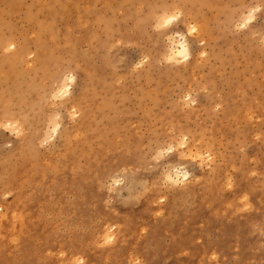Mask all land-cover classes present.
<instances>
[{"label":"rangeland","instance_id":"1","mask_svg":"<svg viewBox=\"0 0 264 264\" xmlns=\"http://www.w3.org/2000/svg\"><path fill=\"white\" fill-rule=\"evenodd\" d=\"M49 1L0 0V264H24L23 230L34 246L29 264H78L80 258L86 264H264V0ZM176 12L180 21L154 30L162 14ZM192 27V59L164 63L167 37ZM65 87L71 93L60 97ZM55 124L60 128L46 143ZM182 142L187 146L180 148ZM170 145L174 152L156 161L157 151ZM181 166L191 173L187 180ZM114 179L123 183L109 192ZM66 181L75 185L70 193ZM201 192L195 238L204 249L195 258L189 244L170 236L148 244L147 221L133 229L126 249L116 248L115 218L130 223L129 210L140 199L161 210L181 205L171 221L182 224L193 214L181 200ZM214 195L223 199L218 220L238 221L229 233L207 231V199ZM176 227L192 231L165 226ZM109 234L115 242L106 245Z\"/></svg>","mask_w":264,"mask_h":264},{"label":"bare ground","instance_id":"2","mask_svg":"<svg viewBox=\"0 0 264 264\" xmlns=\"http://www.w3.org/2000/svg\"><path fill=\"white\" fill-rule=\"evenodd\" d=\"M18 1V0H17ZM45 1V0H44ZM47 1V0H46ZM49 1V0H48ZM51 1V0H50ZM49 1V2H50ZM61 1V0H60ZM64 1V0H63ZM68 1V0H67ZM190 1V0H189ZM34 2V1H33ZM36 2V1H35ZM39 2V1H38ZM55 2H56V0H55ZM54 2V3H55ZM106 2V1H105ZM3 3V2H2ZM59 3H61V2H59ZM125 3H126V1H125ZM195 3H197V2H195ZM62 4V3H61ZM193 4H194V2H193ZM8 5V4H7ZM11 5V4H10ZM16 5V4H15ZM21 5V4H20ZM38 5V4H37ZM17 6V5H16ZM39 6V5H38ZM41 6V5H40ZM46 6V5H45ZM193 6H196V5H193ZM41 7H43V6H41ZM197 7V6H196ZM13 8V7H12ZM89 8V7H88ZM4 9V8H3ZM6 9H7V6H6ZM20 9V8H19ZM49 9V8H48ZM80 9V8H79ZM91 9V8H90ZM89 9V10H90ZM137 9V8H136ZM32 10V9H31ZM78 10V9H77ZM17 11V10H16ZM33 11H35V10H33ZM46 11V10H45ZM63 11V10H62ZM76 11V10H75ZM88 11V10H87ZM87 11H85V12H87ZM4 12V11H3ZM14 12V11H13ZM18 12V11H17ZM17 12H14V13H17ZM28 12V11H27ZM36 12V11H35ZM47 12V11H46ZM52 12V11H51ZM59 12V11H58ZM77 12V11H76ZM79 12L80 11H78L77 13L79 14ZM158 12V11H157ZM29 13V12H28ZM100 13V12H99ZM54 14V13H53ZM101 14V13H100ZM162 14V13H161ZM190 14V13H189ZM195 14V13H194ZM198 14V13H197ZM30 15V14H29ZM58 15V14H57ZM101 15H103V14H101ZM3 16V15H2ZM12 16V15H11ZM105 16V15H104ZM192 16V15H191ZM203 16V15H202ZM202 16H200V17H202ZM83 17H84V15H83ZM21 18V17H20ZM82 18V17H81ZM196 18H197V16H196ZM199 18V17H198ZM32 19V18H31ZM79 19V18H78ZM158 19V18H157ZM1 20V19H0ZM19 20V19H18ZM80 20V19H79ZM24 21V20H23ZM25 21H26V19H25ZM48 21V20H47ZM81 21V20H80ZM79 21V22H80ZM127 21V20H126ZM1 22V21H0ZM20 22H21V20H20ZM34 22V21H33ZM50 22V21H49ZM53 23V22H52ZM203 23V22H202ZM202 23H201V25H202ZM206 23H207V20H206ZM206 23H204V24H206ZM3 24V23H2ZM13 24H15L16 25V23H14L13 22ZM37 24V23H36ZM85 24V23H84ZM88 24V23H87ZM109 24H111V23H109ZM198 24V23H197ZM196 24V25H197ZM78 25V24H77ZM80 25V24H79ZM78 25V26H79ZM83 25V24H82ZM43 26H44V24H43ZM53 26V25H52ZM75 26V25H74ZM36 27V26H35ZM42 27V26H41ZM49 27H50V25H49ZM137 27V26H136ZM199 27V26H198ZM3 28H5V27H3ZM45 28V27H44ZM85 28V27H84ZM88 28V27H87ZM96 28V27H95ZM8 29V28H7ZM48 29H50V28H48ZM70 29H71V27H70ZM45 30V29H44ZM55 30V29H54ZM75 30V29H74ZM4 31V30H3ZM71 31V30H70ZM71 32H73V31H71ZM6 34V33H5ZM71 34V33H70ZM7 35V34H6ZM35 35H37V34H35ZM103 35V34H102ZM101 35V36H102ZM46 36V35H45ZM48 36V35H47ZM35 37V36H34ZM39 37V36H38ZM53 37V36H52ZM37 39V38H36ZM92 40V39H91ZM36 41V40H35ZM40 41V40H39ZM42 43V42H41ZM11 44V43H10ZM38 44V43H37ZM48 44V43H47ZM10 46V45H9ZM23 46V45H22ZM49 46V45H48ZM53 48H55V47H53ZM169 48V47H168ZM6 49H8L7 47H6ZM6 49H5V52H8V51H6ZM22 49V48H21ZM37 52V51H36ZM54 52V51H53ZM0 53H1V51H0ZM15 53V52H14ZM34 53V52H33ZM32 53V54H33ZM39 53V52H38ZM37 53V54H38ZM50 53V52H49ZM169 54H170V52H169ZM11 55V54H10ZM39 55V54H38ZM54 55V54H53ZM166 56V55H165ZM18 57V56H17ZM49 57V56H48ZM39 58H40V56H39ZM42 58V57H41ZM51 58V57H50ZM11 59V58H10ZM17 59V58H16ZM23 60H24V58H23ZM16 62V61H15ZM42 62V61H41ZM17 63V62H16ZM36 64V63H35ZM13 65V64H12ZM21 65V64H20ZM37 65V64H36ZM42 65V64H41ZM41 65H40V67H41ZM50 66V65H49ZM23 67V66H22ZM21 68V67H20ZM43 68H45V67H43ZM48 68V67H47ZM255 69V68H254ZM33 73V72H32ZM15 74V73H14ZM263 74V73H262ZM1 75H3V74H1ZM256 75V74H255ZM26 77V76H25ZM30 77V76H29ZM34 78V77H33ZM252 78V77H251ZM2 79V78H1ZM14 79V78H13ZM25 79V78H24ZM252 79H255V78H252ZM257 79V78H256ZM28 80V79H27ZM246 81V80H245ZM13 82V81H12ZM263 82H264V80H263ZM17 84V83H16ZM34 84V83H33ZM243 84V83H242ZM18 85V84H17ZM28 85H29V83H28ZM31 85V84H30ZM248 85V84H247ZM24 86V85H23ZM34 86H36V84H34ZM61 86V85H60ZM16 87V86H15ZM26 87V86H25ZM28 87V86H27ZM1 88H2V86H1ZM247 88V87H246ZM12 89V88H11ZM21 89H24V88H21ZM32 89H35L34 87L32 88ZM61 89V88H60ZM28 90V89H27ZM235 90V89H234ZM18 91V90H17ZM16 91V92H17ZM29 91V90H28ZM61 91V90H60ZM239 91V90H238ZM238 91H236V92H238ZM3 92V91H2ZM12 92V91H11ZM231 92V91H230ZM235 92V93H236ZM6 93V92H5ZM261 93H262V91H261ZM22 94V93H21ZM97 94V93H96ZM149 94H151L150 92H149ZM237 94H240V93H237ZM14 95V94H13ZM16 95V94H15ZM23 95V94H22ZM152 95V94H151ZM150 95V96H151ZM154 95V94H153ZM259 95H261L260 93H259ZM4 96V95H3ZM20 96V95H19ZM25 96V95H24ZM99 95H97V97H98ZM115 96V95H114ZM123 96V95H122ZM147 96V95H146ZM150 96H149V98H150ZM230 96H232V94L230 95ZM258 96V95H257ZM6 97V96H5ZM21 97V96H20ZM111 97V96H110ZM112 97H113V95H112ZM120 97H121V95H120ZM262 97H263V95H262ZM261 97V98H262ZM2 98V97H1ZM7 98V97H6ZM6 98H4V100H6ZM23 98H25V97H23ZM231 98V97H230ZM3 99V98H2ZM12 99H14V98H12ZM18 99V97L16 98V100ZM81 99H83V97L81 98ZM241 99V98H240ZM21 100V99H20ZM102 100H105V99H102ZM115 100V99H114ZM108 101V100H107ZM122 101H123V99H122ZM142 100H140V102H141ZM233 101V100H232ZM231 101V99H230V102H232ZM252 101V100H251ZM250 101V102H251ZM11 102H12V100H11ZM22 102H24V101H22ZM26 102V101H25ZM102 102V101H101ZM103 102H105V101H103ZM102 102V103H103ZM109 102V101H108ZM2 103H3V101H2ZM4 103H5V101H4ZM12 103H14V102H12ZM18 103V102H17ZM16 103V105H18ZM79 103V102H78ZM107 103V102H106ZM256 103V102H255ZM264 103V102H263ZM6 104V103H5ZM81 104H82V102H81ZM89 104V103H88ZM92 104V103H91ZM97 104V103H96ZM105 104V103H104ZM110 104V103H109ZM108 104V105H109ZM142 104V103H141ZM4 105V104H3ZM85 105V104H84ZM90 105V104H89ZM88 105V106H89ZM93 105V104H92ZM98 105V104H97ZM110 105H113V104H110ZM155 105V104H154ZM246 105V104H245ZM244 105V106H245ZM255 105V104H254ZM257 105V104H256ZM6 106H7V104H6ZM78 106V105H77ZM87 106V105H86ZM116 106H118L117 104H116ZM230 106V105H229ZM242 106V105H241ZM94 107H96V106H94ZM100 108V106H97V108ZM102 107H105L104 105L102 106ZM109 108H110V106H108ZM112 108H113V106H111ZM243 107V106H242ZM246 107H249L248 106V104H247V106ZM259 107V106H258ZM260 107H262L261 106V104H260ZM7 108H8V106H7ZM245 108V107H244ZM252 108H254L253 106L251 107V109ZM228 109V108H227ZM232 109V108H231ZM259 109V108H258ZM9 110V109H8ZM78 110V109H77ZM90 110H91V108H90ZM113 110V109H112ZM230 110V109H229ZM234 110V109H233ZM236 110V109H235ZM255 109H253L252 111H254ZM6 111V110H5ZM81 111V110H80ZM92 111V110H91ZM96 111V110H95ZM95 111H93V112H95ZM258 111V110H257ZM257 111H256V113H257ZM8 112V111H7ZM9 112H10V110H9ZM106 112V111H105ZM115 112V111H114ZM103 113V112H102ZM116 113V112H115ZM119 113V112H118ZM240 113V112H239ZM253 113V112H252ZM129 114V113H128ZM228 114V116L227 117H229V112L227 113ZM231 114H233V113H231ZM258 114V113H257ZM256 114V115H257ZM264 114V113H263ZM89 115V114H88ZM98 115H99V113H98ZM110 115V114H109ZM109 115H107V116H109ZM115 115V114H114ZM132 115V114H131ZM238 115V114H237ZM236 115V116H237ZM93 116V115H92ZM102 116V115H101ZM105 116V115H104ZM104 116H102V117H104ZM156 116V115H155ZM242 116V115H241ZM261 116H262V114H261ZM260 116V117H261ZM0 117H3L2 115L0 116ZM80 117H81V115H80ZM112 117V116H111ZM116 117V116H115ZM114 117V118H115ZM118 117H119V115H118ZM224 117V116H223ZM226 117V116H225ZM231 117V116H230ZM95 118V117H94ZM98 118V117H97ZM100 118V117H99ZM155 119V118H154ZM223 119V118H222ZM228 119V121H230V119L229 118H227ZM85 120V119H84ZM86 120H87V118H86ZM90 120V119H89ZM107 120H108V117H107ZM112 120H113V118H112ZM150 120V119H149ZM218 120V119H217ZM216 120V121H217ZM221 120V119H220ZM235 120H237V119H235ZM88 121V120H87ZM92 121V120H91ZM151 121V120H150ZM212 122H213V120H211ZM228 121L227 122H225V123H228ZM232 121V120H231ZM239 121V120H238ZM241 121V120H240ZM243 121V120H242ZM83 122V121H82ZM153 122V121H152ZM156 122V121H155ZM221 122V121H220ZM94 123H96V122H94ZM99 123V122H98ZM98 123H97V125H98ZM106 123V122H105ZM129 123V122H128ZM233 123H235L234 121H233ZM237 123V122H236ZM243 123V122H242ZM245 123V122H244ZM85 124H87L86 122H85ZM215 124V123H214ZM224 124V123H223ZM223 124H221V125H223ZM247 124V123H246ZM264 124V123H263ZM75 125V124H74ZM81 125V124H80ZM83 125V124H82ZM95 125V124H94ZM96 125V126H97ZM104 125V124H103ZM145 125H146V123H145ZM212 125H213V123H212ZM220 125V126H221ZM228 125H230V124H228ZM87 126V125H86ZM104 126H106V125H104ZM241 126V125H240ZM74 127V126H73ZM90 127V126H89ZM103 127V126H102ZM238 127V126H237ZM243 127V126H242ZM86 128V127H85ZM91 128V127H90ZM113 128V127H112ZM120 128V127H119ZM214 128V127H213ZM216 128V127H215ZM234 128H235V126H234ZM247 128V127H246ZM249 128V127H248ZM110 129V128H109ZM114 129H116V128H113V131H114ZM117 129H118V127H117ZM147 129H149V127H147ZM76 130V129H75ZM86 130V129H85ZM99 130V129H98ZM231 130H232V128H231ZM88 131V130H87ZM116 131V130H115ZM114 131V132H115ZM160 131V130H159ZM216 131V130H215ZM67 132V131H66ZM97 132V131H96ZM118 133H119V130L117 131ZM124 132V131H123ZM162 132V131H161ZM234 132H236V131H234ZM110 133V132H109ZM209 133V132H208ZM249 133V132H248ZM73 134V133H72ZM112 134H114L115 135V133H112ZM121 133H119V135H120ZM205 134V133H204ZM213 134V133H212ZM241 134V133H240ZM246 133H244V135H245ZM82 135V134H81ZM88 135H90V134H88ZM101 135V134H100ZM118 135V134H117ZM244 135H242V136H244ZM250 135V134H249ZM77 136V135H76ZM83 136V135H82ZM92 136V135H91ZM125 136V135H124ZM241 136V137H242ZM246 136H247V134H246ZM246 136H244L245 138H246ZM85 137H87V136H85ZM93 137H95V136H93ZM98 137V136H97ZM114 137V136H113ZM214 137V136H213ZM240 137V136H239ZM104 138H105V135H104ZM206 138V137H205ZM215 138V137H214ZM248 138V137H247ZM75 139V138H74ZM95 139H97V138H95ZM196 139V138H195ZM217 139V138H216ZM215 139V140H216ZM244 139V138H243ZM259 139V138H258ZM73 140V139H72ZM76 140V139H75ZM83 140H84V136H83ZM102 140V139H101ZM213 140V139H212ZM229 140V139H228ZM260 140V139H259ZM74 141V140H73ZM104 141V140H103ZM121 141V140H120ZM124 141V140H123ZM122 141V142H123ZM198 141H200V140H198ZM204 141V140H203ZM86 142V141H85ZM84 142V144H86ZM98 142V141H97ZM197 142V141H196ZM209 142V141H208ZM231 142V141H230ZM255 142V141H254ZM108 143V142H107ZM215 143V142H214ZM76 144V143H75ZM80 144V143H79ZM216 144H217V142H216ZM234 144V143H233ZM92 145H93V143H92ZM215 145V144H214ZM86 146V145H85ZM76 147H77V145H75V149H76ZM79 147H80V145H79ZM87 147V146H86ZM94 147V146H93ZM221 147V146H220ZM96 148V147H95ZM193 148V147H192ZM74 149V150H75ZM81 148H79V150H80ZM68 150V149H67ZM71 150V149H70ZM78 150V149H77ZM78 150V151H79ZM85 150V149H84ZM73 151V150H72ZM77 151V152H78ZM198 151V150H197ZM67 152V151H66ZM195 152V151H194ZM206 152V151H205ZM75 153H76V151H75ZM74 152H73V154H75ZM197 153V152H196ZM207 153V152H206ZM80 154V153H79ZM199 154V153H198ZM197 154V155H198ZM231 156H229V158H230ZM25 159H28V157L26 158V157H24ZM211 158V157H210ZM226 158V157H225ZM225 158H223V159H225ZM187 159V158H186ZM201 159H204L203 157H201ZM222 159V160H223ZM32 160V159H31ZM229 160V159H228ZM29 161V160H28ZM28 161H27V163H28ZM35 161V160H34ZM206 161H208V159H206ZM205 161V162H206ZM231 161V160H230ZM26 162V161H25ZM223 162V161H222ZM24 163V162H23ZM22 163V165L21 166H24V164ZM26 163V164H27ZM230 163V162H229ZM25 164V165H26ZM223 164V163H222ZM234 164V163H233ZM10 165V164H9ZM37 165V164H36ZM217 165V164H216ZM226 165V164H225ZM8 166V165H7ZM244 166V165H243ZM248 165H246V167H247ZM17 168V167H16ZM15 168V169H16ZM20 168V167H19ZM5 169V168H4ZM220 169V168H219ZM245 169V168H244ZM4 171H7V170H4ZM220 172V171H219ZM8 173V172H7ZM210 173V172H209ZM36 174V173H35ZM9 175V174H8ZM218 176V175H217ZM220 177H218V179H219ZM167 179H168V181L169 182H171V183H174L175 181H174V179H173V177L171 176V175H168L167 176ZM257 179V178H256ZM215 181V180H214ZM255 181V180H254ZM195 183H197V181L195 182ZM224 183V182H223ZM206 185V184H205ZM63 186L65 187V190H67L69 193H70V190L71 189H73V188H75V185L71 182V181H66L64 184H63ZM248 186V185H247ZM205 187V186H204ZM209 187H211L210 185H209ZM212 187H213V185H212ZM209 192V191H208ZM212 193V192H211ZM203 194V192H201L200 193V195L198 196V195H195V194H193V193H188V195L187 196H185V197H183V199L181 200V202L185 205V206H187L186 208L189 210V215H191V214H193V217H191V216H189V218L188 219H186L182 224H178V223H176V222H172L171 221V215H172V212L173 211H178L179 210V208L178 207H181V205H179V204H177V203H173V204H171L170 206H167V207H164L163 208V210H161V209H159V208H157V207H155L154 206V203H151V200L150 199H140V204L138 205V208L136 209H130L129 210V213L131 214V218H130V223H125V222H123V220H122V217H121V215H118L116 218H115V221L119 224V229H118V233H117V240H116V248H118V249H126V247L127 246H129L130 245V243L134 240V239H132V231H133V229L135 230V231H137V226L141 223V222H144V221H147L149 224H150V227L148 228V231H147V234H146V237L144 238V240H146L147 242H148V244H150V245H152V246H158L159 245V243H160V240L161 239H163L164 237H166V236H170L171 237V239L174 241V242H181V241H185L187 244H189V250H190V255H189V257L190 258H195L196 256H197V254L199 253V251L200 250H203L204 249V247L203 246H201V245H199L198 244V242L196 241V236H197V234H196V226H197V224L200 222V219H201V213H202V211H201V208H200V200H199V197H201V195ZM209 194V193H208ZM213 194V193H212ZM240 200V199H239ZM222 201H223V199H222V197L220 196V195H214L213 197H212V200L211 199H207V205H208V210H206L205 212H206V216H207V219H208V221L209 222H211L212 223V226L207 230V231H216L218 228H221L222 230H223V233H229L230 232V230L232 229V228H238L239 227V224H238V221H237V219L236 218H234L231 222H230V224H228V225H225L221 220H218V216H216V211H217V206L218 205H220L221 203H222ZM231 201V200H230ZM179 205V206H178ZM82 206H84V205H82ZM249 206V205H248ZM242 208V207H241ZM244 208V207H243ZM242 208V209H243ZM248 208V207H247ZM246 209V208H245ZM13 213H15V212H13ZM12 213V214H13ZM12 216H14V215H12ZM235 217V216H234ZM21 218V217H20ZM13 219V218H12ZM15 219H17V218H15ZM19 220V219H18ZM22 220V219H21ZM20 221V220H19ZM22 222H23V224L25 225V227L27 226V225H30V223H29V217H28V215L25 213V215H24V217H23V220H22ZM221 223V224H220ZM170 224H175L176 226H181V227H184V228H186L187 227V225H190L192 228H191V232L190 233H186L184 230H183V228H178V227H176L173 231L171 230V229H169V228H165V226L166 225H170ZM15 226V225H14ZM30 227V226H29ZM152 227V230L150 231V228ZM26 231V230H25ZM25 231L23 230L22 231V233L20 234V238H19V245H20V247H21V252H22V260H23V262H24V264H29L30 263V256H28L29 255V251L30 250H34V246L32 245V243H31V241L28 239V238H25ZM13 232V231H12ZM11 232V233H12ZM135 235H140V233H136ZM225 238H228V237H226L225 236ZM225 243V239H222L221 241H220V244H224ZM78 249H83V245H81V246H79V248ZM196 255V256H195ZM195 256V257H194Z\"/></svg>","mask_w":264,"mask_h":264},{"label":"clouds","instance_id":"3","mask_svg":"<svg viewBox=\"0 0 264 264\" xmlns=\"http://www.w3.org/2000/svg\"><path fill=\"white\" fill-rule=\"evenodd\" d=\"M258 11V9H257ZM251 16V14H250ZM182 17V13L180 12H176L175 14L172 15H167V14H162L160 16V20L158 23H156L154 25V30H161V29H168L171 28L174 24H176L178 21L181 20ZM254 20L253 19H249L247 20L244 24H241L240 27L243 28L245 27L247 24H251L253 23ZM197 29L195 27L191 28V31H188L186 33L183 32H176L173 33L171 35H169L167 37V42L171 45L170 48V54L166 55L163 57V62L167 63L169 65H175V66H180V65H186L191 59H192V55L190 52V47L188 44V37L192 36L196 33ZM177 40L179 41V43H177ZM203 55V53H202ZM178 57L180 59H178ZM69 83H74V77L71 81H69ZM71 93V88L70 87H65L62 88L59 96L60 97H64L66 95H69ZM57 97H53V99H56ZM185 100H188V97L186 96ZM196 101L195 100H191L190 104L191 105H195ZM186 106H188V104H186ZM74 111V109H73ZM57 120L60 119V116L56 117ZM60 128L59 124H55V126H51L50 125V131L47 133L48 136V140H46L45 142L47 143L48 141L54 139V134L56 133V131ZM188 137L185 136L183 137V141H187ZM10 146V145H9ZM186 143H181L179 145L180 148H184L186 147ZM174 152V148L170 145L165 149H160L157 151L156 155L154 156V159L156 161H160L163 157H165L166 155H170ZM179 175L183 176L184 180H187L191 173L187 172L184 170L183 166H181L178 170ZM178 180H179V176H178ZM123 183L122 180L120 179H114L112 181L111 186L109 187V192L115 191L116 186L121 185ZM228 190H232V185L229 184ZM248 196L244 195L242 197V200H247ZM115 242V237L112 236L111 234H109V236H107L104 240V244L108 245V244H113ZM214 256H216L215 254H213ZM78 264H86V261L84 258H80Z\"/></svg>","mask_w":264,"mask_h":264}]
</instances>
